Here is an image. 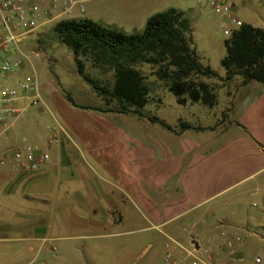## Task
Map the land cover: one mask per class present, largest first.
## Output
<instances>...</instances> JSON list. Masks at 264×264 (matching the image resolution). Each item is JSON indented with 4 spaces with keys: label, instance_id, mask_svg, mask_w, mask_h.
<instances>
[{
    "label": "crops",
    "instance_id": "obj_1",
    "mask_svg": "<svg viewBox=\"0 0 264 264\" xmlns=\"http://www.w3.org/2000/svg\"><path fill=\"white\" fill-rule=\"evenodd\" d=\"M251 87L260 86L252 81L232 85V88L229 84L216 91L218 94V90H223L224 101L228 100L229 104L241 89L244 93L240 92L239 99L243 102ZM163 98L156 100L154 108L149 103V109L145 108L144 112L161 118L174 131L152 122L147 116L92 109L88 107L94 106L89 105L54 113V125L60 123L65 130L60 135V143L49 146L47 142L54 151L49 152V161L37 171H23L12 164L0 171V211L14 209L12 203L4 200L5 196L14 198L17 195L24 200L42 202H50L58 196L60 202L76 204L81 214L76 226L88 238L111 235L113 233L106 232V228H115L126 219L145 223L126 232L140 231L147 228L149 220V227L172 241V264L194 261V256L203 259L198 264H256V257L262 262L264 255L253 257L252 250L255 247L264 252V230L260 229L264 227L263 104L254 101L253 112L246 114L250 121L244 117L247 107L239 112L238 119L244 121V125L237 130L230 132L232 122L224 127L221 132L226 138L224 147L205 146L204 149L197 133L214 130L219 123L210 126L190 123L180 115L168 122L153 113L166 106ZM24 102L21 100L19 104ZM226 110L228 113L236 109L230 104ZM124 120L126 123L134 120L135 124L130 122L129 130H120L117 124ZM180 122L193 127H181ZM17 129L15 122L2 148L19 141ZM49 137L42 135L40 138L46 142ZM170 138L188 140L189 148L185 152L175 147L171 160L164 163L172 146ZM139 139H155L149 143L154 144L151 150L155 162L137 157L136 147L145 143L136 141ZM158 159L161 163H157ZM100 206L107 213L102 217ZM5 225L0 222V229ZM233 235L241 236L242 241L229 250L226 240ZM46 239V227L41 226L35 227L32 233L15 237H5L0 230V247L4 243L24 241L27 250L34 254L41 252ZM240 256L243 259L237 260Z\"/></svg>",
    "mask_w": 264,
    "mask_h": 264
},
{
    "label": "rangeland",
    "instance_id": "obj_2",
    "mask_svg": "<svg viewBox=\"0 0 264 264\" xmlns=\"http://www.w3.org/2000/svg\"><path fill=\"white\" fill-rule=\"evenodd\" d=\"M24 1H33L43 7L50 3V0ZM213 1L220 0H90L85 4L86 11L84 13L76 12L73 16L91 18L106 26L126 32H137L144 29L147 19L152 14L171 7L177 8L182 10L191 21L194 33L193 45L197 48L201 61L225 76L226 69L221 64V60L226 54L224 40L230 36L234 28L230 29V20L226 16L216 12ZM235 4L236 15L243 22H252L264 28V0H236ZM225 24L227 27L224 26ZM53 25L39 27L20 43L18 53L23 59V66L18 73H13L10 76L0 73V91L6 85L13 84L15 80L26 75H33L39 81L42 102L38 105H28L27 102H24L21 105L24 111L16 121L20 138L17 143L19 145L36 144L49 152L54 150L47 145L48 139L45 142L40 137L52 134V126L55 123L54 113L68 112L71 108L81 105L102 109L118 108L116 100L107 105L105 99L82 79L77 72L74 52L58 41L52 29ZM86 65V70L92 77L109 87L113 85L115 80L113 70L96 68L89 61H86ZM140 67L151 87L150 107L154 108V103L158 98L164 97L166 103V106L160 107V110H154L153 113L164 117L168 122L174 121L175 116L180 115L190 123L209 126L219 123L214 130L203 134L197 133V136L200 137L198 139L202 140V148L205 146L209 148L224 147L226 138L222 136V130L230 122H232L230 132L237 130L236 128L244 122L238 119L239 112H243L245 107H247L244 112L246 121L249 120L246 114L253 112L251 106L253 103L260 101L258 104H263L261 109L264 111V98L262 97L264 85L258 81L253 82L260 87H251L243 102L239 99L240 92L244 93L241 89L229 104L228 100L224 101L223 90H218L220 103L213 107L191 101L181 104L177 101L176 96L168 90L165 81L156 75L157 66L143 64ZM202 79L213 84L216 89L229 84L231 88L232 85L235 87L239 83L243 84L240 76L230 81H223L219 78L204 77ZM149 103L146 106L147 109H149ZM230 104L234 105L236 110L226 113ZM244 117L242 118L244 119ZM125 121L118 122L117 127L120 130L126 131L125 128L129 130L130 122L134 123V120L127 123ZM188 134L191 133L186 135ZM186 138L188 137L186 136ZM153 140L155 139L136 140L146 144L136 147L138 158L156 161L151 150L154 144H149ZM168 141L172 146L168 152L169 157L165 156L164 158V163L171 160L170 155L175 147L176 150L185 152L189 148L188 140L177 141L170 138ZM157 163H161V161L158 159ZM4 168L6 166L0 168V171ZM6 198L10 197L5 196L4 200L12 203L14 209L10 207L4 208L3 212L0 211V222L7 224L0 229L3 231V235L5 237L26 235L32 233L35 227L41 226L46 227L47 239L43 242L42 250L38 254L29 252L26 248L27 243L24 241L4 243L0 247V250L2 248L0 264H172V261L164 260L167 253L173 255L172 241L165 234L149 227V220L146 221L147 228L140 231L126 232L145 225L143 221L126 219L115 228L110 226L106 228V232L113 234L106 237L88 238L84 236L81 228L76 226L77 218L81 217V214L78 213L74 202H60L58 196L53 197L50 202L24 200L17 195L14 198ZM104 210L106 211L104 207L100 206V217L107 214ZM260 229L264 230V227ZM252 255L253 257L255 255L262 256L264 252L254 247ZM177 264H193V261L188 260ZM256 264H264V259Z\"/></svg>",
    "mask_w": 264,
    "mask_h": 264
},
{
    "label": "trees",
    "instance_id": "obj_3",
    "mask_svg": "<svg viewBox=\"0 0 264 264\" xmlns=\"http://www.w3.org/2000/svg\"><path fill=\"white\" fill-rule=\"evenodd\" d=\"M52 29L58 41L74 52L82 79L107 105L117 101V109L104 111L147 116L168 130L174 131L161 118L144 112L151 99V87L140 67L143 64L158 67L156 75L181 104L191 101L213 107L218 103L216 87L204 77L230 81L240 76L243 84L258 81L264 85V28L248 22L234 28L224 40L226 54L221 64L226 69L225 76L201 61L193 45L191 21L174 7L152 14L144 29L137 32L109 27L87 17L63 18ZM86 61L96 68L113 70V85L109 87L92 77L86 70ZM180 125L193 127L185 122Z\"/></svg>",
    "mask_w": 264,
    "mask_h": 264
},
{
    "label": "built area",
    "instance_id": "obj_4",
    "mask_svg": "<svg viewBox=\"0 0 264 264\" xmlns=\"http://www.w3.org/2000/svg\"><path fill=\"white\" fill-rule=\"evenodd\" d=\"M90 0H50L45 7L33 1L0 0V73L8 76L17 73L23 66V59L18 53L19 45L39 27L63 18L74 17L73 14L84 13L86 2ZM236 0L213 1L217 13L230 20V29L238 28L244 22L236 15ZM227 27V24L224 25ZM229 29V32H230ZM24 100L28 105H38L42 102L39 91V81L33 75H26L15 80L14 84L6 85L0 91V168L12 164L15 168L27 172L37 171L50 159L48 150L39 145L24 144L2 148V143L10 135L11 128L24 111L19 104ZM60 123L52 126V134L48 138V145L60 143V135L64 132ZM239 235L229 236L226 246L229 250L241 242ZM172 254L167 253L164 260L172 261ZM194 264L203 262V259L194 256ZM243 256L237 258L242 260ZM257 262L260 261L256 257Z\"/></svg>",
    "mask_w": 264,
    "mask_h": 264
},
{
    "label": "water",
    "instance_id": "obj_5",
    "mask_svg": "<svg viewBox=\"0 0 264 264\" xmlns=\"http://www.w3.org/2000/svg\"><path fill=\"white\" fill-rule=\"evenodd\" d=\"M195 246L196 248H199V244L197 242H195Z\"/></svg>",
    "mask_w": 264,
    "mask_h": 264
}]
</instances>
